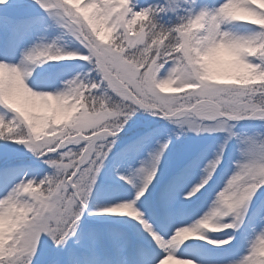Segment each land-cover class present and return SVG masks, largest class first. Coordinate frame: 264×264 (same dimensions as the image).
I'll use <instances>...</instances> for the list:
<instances>
[{
  "label": "snow or ice",
  "instance_id": "6c2138e0",
  "mask_svg": "<svg viewBox=\"0 0 264 264\" xmlns=\"http://www.w3.org/2000/svg\"><path fill=\"white\" fill-rule=\"evenodd\" d=\"M0 6V264H166L172 257L180 264H264L254 240L264 229V131L257 130L264 129V0H0ZM236 23L256 27L241 36L230 30ZM51 26L78 47L49 42ZM225 45L244 50L234 58ZM66 60L82 62L71 78L32 76L35 65ZM137 113L196 136L219 134L214 155L207 159L191 145L177 149L179 130L159 143L158 133L145 132L114 151ZM241 121L259 124L240 133ZM109 166L134 195L92 209ZM235 191L243 210L218 231L226 238L209 237L199 225L214 222ZM202 197L209 207L198 215L191 205ZM183 227L217 248L240 235L247 250L206 262L190 240L174 242Z\"/></svg>",
  "mask_w": 264,
  "mask_h": 264
},
{
  "label": "rangeland",
  "instance_id": "374dc122",
  "mask_svg": "<svg viewBox=\"0 0 264 264\" xmlns=\"http://www.w3.org/2000/svg\"><path fill=\"white\" fill-rule=\"evenodd\" d=\"M11 2V0H10ZM2 7V6H0ZM174 19V18H173ZM167 20V18H165ZM163 22V21H162ZM45 35L48 37L49 42L51 40L56 39L57 46L61 47L65 50H74L78 47V44L72 39L70 36H62L60 29L56 28L55 26H51L45 32ZM59 37V39H57ZM2 43V42H0ZM18 59V57H17ZM82 63L78 61H60V62H48L40 65H35L34 71L32 76L35 77L37 82H44L53 79L56 76H61L65 79L71 78L72 75L75 74L77 71V64ZM31 79L29 78V83H31ZM166 95H170L172 93H165ZM130 126L132 127L135 125V128L130 130L131 127L121 135L122 139L118 141L119 149H114V151L124 149L128 144H131L133 141L137 140L138 137L144 135L145 132H156L158 135L156 136L155 142H163L164 140L168 139L170 135L174 136L175 132L178 129L176 125H172L163 119H159L157 117H153L146 113H137L133 116L132 120L129 121ZM259 122L253 121H241L237 125V131L240 133H249L253 130V126L258 125ZM259 131H264V129H257ZM180 135L179 140L176 143L177 149H182L186 145H191L198 151H203L206 153L207 159H210L216 150L217 147V140L215 137L219 134H202L200 136H196L191 131H183ZM3 144V141H0V145ZM232 157L238 155L236 152V145L233 144L229 149ZM146 156V153H141L140 156L136 159H133L129 162L130 167H137L136 164L138 163L139 159H143ZM205 159V160H207ZM225 169H230V162L229 159L225 160ZM115 176L113 174L111 166L108 169L102 171L100 178L97 182V189L94 196L91 198L90 201V208L95 209L94 203L101 199L102 203L108 204L111 201H114L115 196L118 198L120 197H129L124 194H114L111 190L107 189L104 185L106 184L105 181L109 180L110 177ZM129 195V194H128ZM259 195V194H258ZM264 199V197H262ZM123 201V200H122ZM124 202V201H123ZM255 206V204H254ZM125 218L118 219L116 221L124 220ZM191 222V221H189ZM229 232L231 230H228ZM221 237L226 238V234H223ZM231 246L225 247L228 250ZM195 251L197 252L198 256L203 259L206 254L200 251L199 248L195 247ZM227 255L230 256V252H227Z\"/></svg>",
  "mask_w": 264,
  "mask_h": 264
},
{
  "label": "bare ground",
  "instance_id": "6f19581e",
  "mask_svg": "<svg viewBox=\"0 0 264 264\" xmlns=\"http://www.w3.org/2000/svg\"><path fill=\"white\" fill-rule=\"evenodd\" d=\"M254 27L256 26L246 24V23H236L230 26L231 31L241 36L249 35L251 30ZM204 162L206 163L207 160H205ZM136 166H138V163L136 164ZM105 183L106 184L104 186L107 189L111 190V192L114 194L127 195L129 196L128 199H131L134 195V190L130 186L124 185L121 182H119L118 177L116 176L110 177L109 180L105 181ZM114 199L117 200L118 197L115 196ZM120 202H123V201L120 200ZM94 205L96 208L100 205H104V203H102L101 199H99L94 203ZM208 207H209V197H202L200 200L196 201L193 205H191L192 209L199 210V212L197 213L198 215H201L203 214L204 211H207ZM121 218H124V217H118V216L110 217L112 221H116ZM241 231L243 232V229ZM201 234H203V232ZM223 234L225 233L224 232L212 233V232L207 231V235L212 238H216V237L223 238L221 237ZM246 235L250 236L251 234L249 233ZM187 243L193 244L195 247L199 248L200 251L204 252L206 256L203 258V260H205L206 262L211 261V260L223 261V260H228V259H236L240 255L244 254L247 250V244L244 243L240 235L237 236V240L233 242V245L228 250L225 249V247H227L228 245H225L223 248H217L214 245L207 243V240H201L198 238H193ZM228 251L230 252V256L227 255ZM194 264H196V262H194Z\"/></svg>",
  "mask_w": 264,
  "mask_h": 264
},
{
  "label": "clouds",
  "instance_id": "9594fccd",
  "mask_svg": "<svg viewBox=\"0 0 264 264\" xmlns=\"http://www.w3.org/2000/svg\"><path fill=\"white\" fill-rule=\"evenodd\" d=\"M256 22V21H253ZM259 22L264 24V17L259 18ZM231 30V29H230ZM226 50L235 58L238 57L239 54L244 50L242 46H235V45H225L224 46ZM233 63L238 64L239 61L234 59ZM205 74L206 75H211V73L207 72V64L205 63ZM4 70L0 68V75H3ZM10 79L15 80L16 79V73H7ZM30 78V77H29ZM243 75L238 76L237 79H244ZM23 83L24 87H27L26 82L21 81ZM185 88L191 87V85H185ZM177 91L181 90L179 88L176 89ZM241 195L242 193L239 191L233 192L229 199L227 200L226 203L222 205V210L221 212L217 215L216 219L214 222H203L199 225L200 229L202 230H207L208 232H218L222 231L224 228H227L229 225L225 223L226 218L233 214V213H239L243 210L244 208V203L241 200ZM264 237V229H261L259 233L256 234V237H254L255 241H258V247L260 249V254L264 255V240H261L260 238ZM193 238H200V233L197 231H194L190 227H183L180 229H177L174 236L173 240L177 244H183L187 240H191ZM166 264H180V262L172 257L166 261Z\"/></svg>",
  "mask_w": 264,
  "mask_h": 264
}]
</instances>
